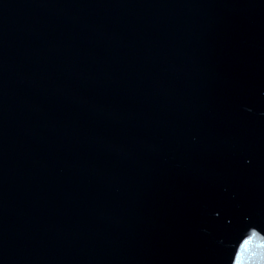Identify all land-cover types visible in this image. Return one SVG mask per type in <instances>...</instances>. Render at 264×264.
Instances as JSON below:
<instances>
[{
	"label": "water",
	"instance_id": "water-1",
	"mask_svg": "<svg viewBox=\"0 0 264 264\" xmlns=\"http://www.w3.org/2000/svg\"><path fill=\"white\" fill-rule=\"evenodd\" d=\"M0 264H264V0H0Z\"/></svg>",
	"mask_w": 264,
	"mask_h": 264
},
{
	"label": "snow or ice",
	"instance_id": "snow-or-ice-1",
	"mask_svg": "<svg viewBox=\"0 0 264 264\" xmlns=\"http://www.w3.org/2000/svg\"><path fill=\"white\" fill-rule=\"evenodd\" d=\"M248 244L249 242L245 241V243L241 245V252L237 254L238 257L241 256L246 251Z\"/></svg>",
	"mask_w": 264,
	"mask_h": 264
}]
</instances>
